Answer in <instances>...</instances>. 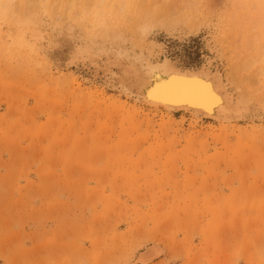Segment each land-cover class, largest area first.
Wrapping results in <instances>:
<instances>
[{
  "label": "rangeland",
  "instance_id": "rangeland-1",
  "mask_svg": "<svg viewBox=\"0 0 264 264\" xmlns=\"http://www.w3.org/2000/svg\"><path fill=\"white\" fill-rule=\"evenodd\" d=\"M5 1L0 264H264V98L255 100L263 82L248 91L254 96L246 118L197 123L126 102L101 79L87 82L88 68L75 54L88 38L109 45L121 32L120 45L145 54L150 47L151 60L167 56L186 67L210 61L227 75L248 61L244 39L260 34L264 5L138 0L149 31L134 47L126 23L112 13L121 0H71L81 17L70 6L67 18L52 14L54 0H34L41 4L29 18Z\"/></svg>",
  "mask_w": 264,
  "mask_h": 264
},
{
  "label": "bare ground",
  "instance_id": "bare-ground-1",
  "mask_svg": "<svg viewBox=\"0 0 264 264\" xmlns=\"http://www.w3.org/2000/svg\"><path fill=\"white\" fill-rule=\"evenodd\" d=\"M6 1H8V2H6ZM6 1H5L6 4H8L9 6H14V8H16L17 11H19L20 9L23 10V13H25L26 17H27L28 13L32 12L31 11L32 8L34 9V7H36L35 2L37 0L36 1L33 0L34 3H30V2H32V0H20L21 2H19L18 0H6ZM42 1H43V4L45 2L47 3L46 0H41V2ZM48 1L50 2V0H48ZM57 1L60 4H62L61 2H63V4L59 5V3L57 4ZM60 1L54 0L53 2H50L52 4L58 5L55 7L61 6L60 10H59V8H56L57 10L53 9L54 7H50L52 4H50V3L48 4V7L50 8V10L52 8L54 13H56L55 11L60 12V13L58 12L59 13L58 15L60 16V18L61 17L67 18V13L64 14V12L66 11L65 10L66 8H67V11L69 12L70 6L73 8V9H71L72 10L71 14H72V12L73 13L78 12V15L75 13L76 16L81 17L79 14L81 11L80 10L81 8L80 9L78 8L79 7L78 6L79 4L77 2L78 0L77 1L74 0L78 5L74 1H71V0H67L65 2H64V0H60ZM54 2H56V3H54ZM38 3H40V2H38ZM38 3L36 2V4H38ZM46 3H45V5H46ZM69 3H71V5ZM73 3L75 5H73ZM133 3H135V2H132V4ZM257 3H260V5L262 3L264 5V0H258ZM136 4L137 5L133 4V5L129 6L127 4V2H124V0H121L119 2L118 7L114 6L116 9L114 8V11L112 13L115 15V17L117 19H118V17H121L120 19H122L124 21V24L126 23L127 28L130 30L131 37H129L130 35L127 37L131 38V40L127 39V41H132L131 42L133 44L132 46H134V47L138 46L139 47V44L144 43V41L146 39V36L148 34V31H149V26H148V24H144V22H141V18H145V15L143 17L142 16L143 14L141 12L144 9L143 10V13H144L145 8H147V7L141 6L143 4V2L141 4V2L139 3L138 0H137ZM52 6H54V5H52ZM73 6H75V7H73ZM76 6H77V8H76ZM126 6L128 8H126ZM135 6H137L138 8L140 7L139 10L141 9L140 10L141 12L137 8H135ZM48 7L47 8L44 7V8L46 10H48L49 9ZM22 8H25V9H22ZM263 8L261 7V9H260L262 11L261 13H264ZM74 9H75V11H74ZM76 9H78L79 11L78 10L76 11ZM24 10H25V12H24ZM50 10H48V11L51 13L52 10L51 11ZM53 11H52V14H53ZM140 13L142 15H140ZM63 14L66 16H63ZM73 15H71V16H73ZM164 15L166 16V13ZM263 15L260 17L262 19V21L259 19L260 20L259 24H257L258 23L257 21H256L257 23L255 21H253L254 23L257 24L256 28H258V27L260 28V31L258 30L260 34H257V36H256V34H254L256 37H254L251 34V32L250 33L248 32L249 27H248L247 32L244 30L245 27L243 28V30L246 33H249L250 37H251L250 38L249 34H248L247 36L249 38L247 39V41H246V39L243 38L245 40V43H247L248 40L250 39L248 42L250 45V48H249L248 43H247L248 47L245 46V44L243 46L245 48L247 47V49L249 48V50H251V51L254 50L253 51L254 54L256 53L255 49H257L256 51H258V49H261V50L264 49L263 48V46H264V19H263L264 17H263ZM55 16H57V15H55ZM68 16L71 17L69 14H68ZM105 16H106V14H105ZM162 16L163 15H160V19L162 18ZM74 17H75V15H74ZM152 17L153 16H151V18ZM28 18H29V16H28ZM57 18H59V17L57 16ZM60 18L58 20L61 23V21H64V20H62ZM72 18L70 20H72ZM155 18L158 19L157 22H159V20H160L159 16L155 17ZM146 19H147V17H146ZM67 20H69V18ZM255 20H256V17H255ZM149 21H150V19H149ZM153 22H155V21L153 20ZM66 24H67V21H66ZM151 24H149L150 27H151ZM253 24H250V27ZM248 25H249V23H248ZM245 26H247V24ZM254 26H252V27H254ZM252 27H251L250 31L252 29L254 30V28H252ZM67 28L69 29L70 27H67ZM99 30H101V29H99ZM244 31H243V33H244ZM87 33L88 32H86L85 35L88 38ZM170 33H172V32H170ZM95 34H97V32ZM237 34L240 35L241 33H237ZM242 34L240 35V37L242 36ZM171 36H173V35L171 34ZM243 37H245V36H243ZM252 37H254V38H252ZM236 38H237V36H236ZM95 40H96V38H95ZM240 40H241V38H240ZM244 40H242V41H244ZM120 41L124 42V36H123V33L118 32L112 36V38L110 40V44L108 42L109 45H106L104 43L97 45V43H95V42L93 43L88 38V39L84 40L85 44L82 40L84 46H81V47L77 46L78 48L73 46V47H75V50H76L75 54H76L77 58H79V60L84 62V64L88 68V76L89 77L86 78V81L91 83L95 79H101L107 88H109L111 91L117 93V95L122 97L126 102H131L132 104L139 105V106L144 107L150 111L158 112L160 114H164V115L169 116V117L173 116L175 114H178V115H182V116H187V117L191 118L192 121L197 122V123L209 122V123H218L221 125H228L232 122H235V121L243 118L246 115L248 105L250 102L249 94L251 93V92L249 93L248 91H250L251 89H254V88H252L253 84L255 85V83H257L256 85H260L261 83H259V82H263V84H261V85H264V54H263V52L255 54V57L253 58V57H251L252 56L251 51H249L248 57H249V59L250 58L251 59H250V61H249V59H248V61H245V59H244L246 66L243 65L244 62L240 58L241 60H239V61H242L243 64L238 62V65L240 64V66L236 67V65H232L231 71H229L230 68L228 67L229 73L227 71V75H225V74L223 75L220 71L213 68V67H217V66L212 67V65H211L212 63H210V61L203 62L201 64H197L196 66L186 67V66H183V64L180 65L176 60L169 58L167 56H164V57L160 58L159 60H157V59L151 60L148 57V53L151 50V49H149L150 47L148 48L149 50L147 49V51L145 48V51L147 52V54H145L143 52V49H140L141 47L139 48L140 50L137 51L133 47L128 48V45L127 46H124V45L122 46V44L120 45L119 44ZM146 46H148V45H146ZM138 47H136V48H138ZM245 48H242V49H244L246 51L247 49H245ZM233 49L234 48H232V50ZM237 49H238V46H237ZM71 50H72V48H71ZM215 50H216V48H215ZM232 50H231V52H232ZM261 50L258 52H261ZM237 51L238 50H236L235 53H237ZM229 52H230V50H229ZM238 52H240V48H239ZM228 54H226V55H228ZM232 54H231V56H232ZM240 54H242V53H240ZM246 54H247V51H246ZM68 55H69V53H68ZM153 55H155V53ZM236 56L237 55L235 54L232 57L236 58ZM238 56L241 57L239 55V53H238ZM66 58H68V57H66ZM234 58H232V59L234 60ZM243 58H247V56L246 57L244 56ZM236 60H238V59H235V61ZM225 61L230 62L229 60H226V59H225ZM74 62H75V60H74ZM247 62H249V63H247ZM250 62H252L253 64H258V67L257 66L253 67V65L251 63L252 68L253 69L256 68L255 69L256 72L254 71L255 75L254 74L250 75V73H253V71H250V73L247 72V70L251 68V66L249 67ZM234 64H235V62H234ZM247 66L249 68H247ZM230 67H231V65H230ZM244 71L249 74L248 78L244 77L245 76ZM242 73H244V74L242 75ZM257 78H259V79L257 80ZM84 79H85V77H84ZM247 80L250 81V83H248ZM245 81H247V83ZM244 82H245V86H244ZM256 85H255L256 88L258 87L261 89L263 87L261 85H260L261 87L256 86ZM257 92L259 95L255 94V100L257 99V102H258V100L260 101V100H262V98H264V87H263V90L260 91V93H259V91H257ZM256 95L258 97L260 96L259 99L256 98L257 97ZM252 96H254V91H253V95H251V100L253 98ZM178 98L189 101L190 105L183 106V105L175 104L173 101H170V100H173V99L175 100ZM250 106H251V103H250ZM251 107H253V106H251ZM252 110L254 111L255 108ZM251 114L253 115L254 113H251ZM251 114H249V115H251ZM245 118H246V116H245ZM145 252H147V251H144V253Z\"/></svg>",
  "mask_w": 264,
  "mask_h": 264
},
{
  "label": "water",
  "instance_id": "water-1",
  "mask_svg": "<svg viewBox=\"0 0 264 264\" xmlns=\"http://www.w3.org/2000/svg\"><path fill=\"white\" fill-rule=\"evenodd\" d=\"M170 101H173L175 104H179V105H183V106L190 105V102L189 101H186V100H183V99H180V98L175 99V100L173 99V100H170Z\"/></svg>",
  "mask_w": 264,
  "mask_h": 264
}]
</instances>
